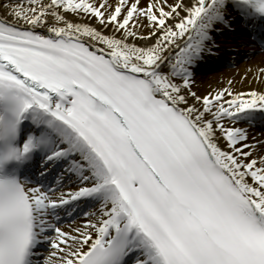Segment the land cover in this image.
Returning <instances> with one entry per match:
<instances>
[{"label":"snow or ice","instance_id":"1","mask_svg":"<svg viewBox=\"0 0 264 264\" xmlns=\"http://www.w3.org/2000/svg\"><path fill=\"white\" fill-rule=\"evenodd\" d=\"M0 8V264H264V66L193 90L264 0Z\"/></svg>","mask_w":264,"mask_h":264},{"label":"bare ground","instance_id":"2","mask_svg":"<svg viewBox=\"0 0 264 264\" xmlns=\"http://www.w3.org/2000/svg\"><path fill=\"white\" fill-rule=\"evenodd\" d=\"M3 14V9L0 8V15ZM233 28L238 30V25H233ZM216 39L219 47L215 54L205 58L195 70L193 90L198 94H205L209 89L215 90L224 87L229 79L240 82L249 69L254 74L259 67L264 66V53H252L247 56V51L251 47H248L245 36L239 32L226 31L223 35H218ZM222 60L228 61L230 64L220 66ZM211 65L216 68L208 70L207 68ZM249 85L253 88L258 86L252 82L250 77L243 84L237 83V88L247 89ZM257 126L258 124L250 129L251 134L257 138L264 137V131H261ZM81 219H78L77 222Z\"/></svg>","mask_w":264,"mask_h":264}]
</instances>
